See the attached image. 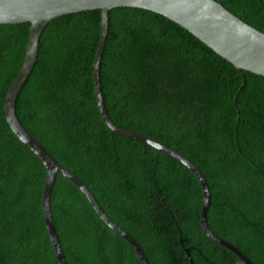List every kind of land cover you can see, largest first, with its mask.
<instances>
[{"label": "trees", "instance_id": "1", "mask_svg": "<svg viewBox=\"0 0 264 264\" xmlns=\"http://www.w3.org/2000/svg\"><path fill=\"white\" fill-rule=\"evenodd\" d=\"M264 34V0H215ZM30 25H0V264H58L42 214L46 170L11 132L6 93ZM99 10L42 31L15 114L57 164L76 176L149 264H244L202 231L195 175L168 155L109 130L99 115L93 62ZM110 121L169 148L203 175L207 226L251 263L264 264V77L237 70L155 13L117 8L99 65ZM50 212L66 264H141L82 193L55 176Z\"/></svg>", "mask_w": 264, "mask_h": 264}, {"label": "water", "instance_id": "2", "mask_svg": "<svg viewBox=\"0 0 264 264\" xmlns=\"http://www.w3.org/2000/svg\"><path fill=\"white\" fill-rule=\"evenodd\" d=\"M117 8L140 9L160 15L189 32L237 70L264 77V34L245 24L215 0H0V25H30L23 63L5 96L4 115L14 136L45 167L46 182L42 195V214L57 263L66 264L51 217L50 194L55 176L60 175L82 193L100 220L132 247L141 264H149L135 240L105 215L87 187L51 158L39 142L23 128L15 114V102L36 63L39 40L44 28L55 19L66 15L99 10L101 30L94 56L92 79L97 109L102 122L115 134L146 144L190 170L199 182L203 193L200 213L203 233L212 242L233 253L242 263L253 264L234 246L218 238L209 230L206 217L210 196L201 172L176 152L147 137L121 129L108 118L101 95L99 65L108 31V14ZM186 253L190 264H193L188 250Z\"/></svg>", "mask_w": 264, "mask_h": 264}]
</instances>
